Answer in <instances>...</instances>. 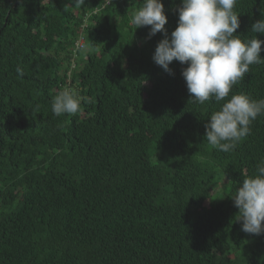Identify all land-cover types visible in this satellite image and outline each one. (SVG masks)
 Listing matches in <instances>:
<instances>
[{
    "label": "trees",
    "instance_id": "trees-1",
    "mask_svg": "<svg viewBox=\"0 0 264 264\" xmlns=\"http://www.w3.org/2000/svg\"><path fill=\"white\" fill-rule=\"evenodd\" d=\"M162 2L170 37L181 0ZM142 3L0 0V264H264V234L242 231L230 198L264 162V115L213 149L205 125L224 101L194 103L187 65L154 63L163 34L130 23ZM234 10L235 34L264 40L250 30L264 0ZM68 88L81 111L57 117ZM241 92L264 98V63Z\"/></svg>",
    "mask_w": 264,
    "mask_h": 264
},
{
    "label": "clouds",
    "instance_id": "clouds-1",
    "mask_svg": "<svg viewBox=\"0 0 264 264\" xmlns=\"http://www.w3.org/2000/svg\"><path fill=\"white\" fill-rule=\"evenodd\" d=\"M70 3L82 8L85 0ZM236 4L237 0H181L176 9L177 26L170 37L165 29L167 16L162 0H143L130 21L134 29L150 26L147 38L163 34L152 60L169 74L173 61L187 65L181 75L194 103L224 101L208 119L204 138L213 149L225 153L235 150L237 143L250 134L252 122L264 115V98L256 100L243 92L230 95L234 85L250 72L251 65L264 63L260 56L264 40L256 36L242 40L235 34L240 28ZM250 30L264 34V16L252 23ZM16 72L23 77L21 67ZM81 108L82 97L71 88L59 90L51 105L57 117L75 115ZM230 198L238 209L235 221L241 222L242 231L264 234V162L257 165L254 175L239 183Z\"/></svg>",
    "mask_w": 264,
    "mask_h": 264
},
{
    "label": "rangeland",
    "instance_id": "rangeland-1",
    "mask_svg": "<svg viewBox=\"0 0 264 264\" xmlns=\"http://www.w3.org/2000/svg\"><path fill=\"white\" fill-rule=\"evenodd\" d=\"M78 45H80V42L78 43ZM147 85H148V84H145V86H147ZM224 181H225V179H223L221 182H219V183H217V185H215L217 190H219V189L222 187L221 184H222ZM212 195H214V190L212 191ZM206 204H207V202H206Z\"/></svg>",
    "mask_w": 264,
    "mask_h": 264
},
{
    "label": "built area",
    "instance_id": "built-area-1",
    "mask_svg": "<svg viewBox=\"0 0 264 264\" xmlns=\"http://www.w3.org/2000/svg\"><path fill=\"white\" fill-rule=\"evenodd\" d=\"M81 43V42H80Z\"/></svg>",
    "mask_w": 264,
    "mask_h": 264
}]
</instances>
